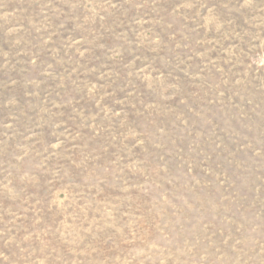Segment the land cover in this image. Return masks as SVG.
<instances>
[{
    "label": "rangeland",
    "instance_id": "rangeland-1",
    "mask_svg": "<svg viewBox=\"0 0 264 264\" xmlns=\"http://www.w3.org/2000/svg\"><path fill=\"white\" fill-rule=\"evenodd\" d=\"M0 264H264V0H0Z\"/></svg>",
    "mask_w": 264,
    "mask_h": 264
}]
</instances>
